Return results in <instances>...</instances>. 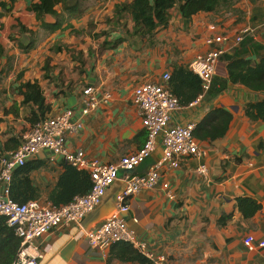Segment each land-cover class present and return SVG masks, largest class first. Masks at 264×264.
Masks as SVG:
<instances>
[{"label":"crops","instance_id":"crops-1","mask_svg":"<svg viewBox=\"0 0 264 264\" xmlns=\"http://www.w3.org/2000/svg\"><path fill=\"white\" fill-rule=\"evenodd\" d=\"M36 2L15 0L8 9L0 8V156L15 150L9 141L20 144L32 127L27 121L31 109L20 105L23 97L16 90L21 83L39 85L49 108L46 117L71 109L74 120L81 117L82 90L93 87L99 103L81 118L83 128L69 135L66 145L100 164H115L145 142L138 110L131 102L135 87L159 83L174 65L189 70L197 56L211 49L206 40L215 35L230 37L223 45L225 54L238 46L232 47L233 39L242 32L261 45L264 53V0H238L232 12L198 13L189 19L173 8L168 26L155 31L152 44L127 37L133 26L128 15L116 26L110 23L114 6L133 0H84L82 15L52 33L29 10ZM55 9L60 12V6ZM42 21L52 25L55 20L45 16ZM19 26L37 38L35 48L27 53L22 49L28 40L19 34ZM225 81L226 63L221 58L210 85L212 92ZM212 92L182 107L170 124L197 127L210 112L225 110L231 114L225 136L215 141L195 137L200 155L181 161L177 169L161 170L169 190L158 186L129 197V210L122 218L145 251L163 256L164 264H264V249L250 252L243 246L246 236L255 241L264 238V124L244 115L245 105L261 100L264 93L229 83L218 94ZM104 93L109 100L101 99ZM14 104L19 107L18 117L7 113ZM160 157L158 144L133 174H145ZM32 161L41 164L31 179L39 188V200L47 201L64 162L50 159L47 151ZM200 166L205 167V176L198 173ZM122 188L116 181L106 191L95 211L101 218L94 221L89 215L80 225L71 224L38 239L40 264H139L118 258L120 244L101 253L85 237L86 230L106 218ZM240 200L253 205L239 206Z\"/></svg>","mask_w":264,"mask_h":264},{"label":"built area","instance_id":"built-area-1","mask_svg":"<svg viewBox=\"0 0 264 264\" xmlns=\"http://www.w3.org/2000/svg\"><path fill=\"white\" fill-rule=\"evenodd\" d=\"M244 34L242 32L234 37L233 48L242 42ZM229 38L221 34L207 39L206 43L211 49L197 56L189 64V71L200 79L202 93L187 106L196 104L209 90L220 59L225 54L223 45L229 42ZM169 80L170 74L165 73L159 83L147 82L134 88L131 102L138 110L146 138L136 153L120 158L115 164H100L96 160L88 159L82 150L72 151L66 145L67 137L83 128L81 118L99 103L97 91L90 86L82 90L79 119H73L75 117L71 109L45 117L32 125L15 150L0 156V217L5 219L6 226L13 231L14 236L20 239L16 257L8 264H40L41 254L35 242L55 230L71 224L80 225L81 221L101 204L106 191L116 181H119L123 188L115 197L114 210L100 225L85 231L88 244L101 253H105L114 245L127 244L152 260L153 264L165 263L163 256L155 257L145 251L144 245L136 240L122 216L129 210V197L158 186L165 191L169 190V184L162 181L161 170L164 167L177 169L181 161L201 154L194 137V123L170 124L172 115L184 106L180 105L177 97L171 92ZM101 96L103 101L110 98L108 93ZM158 144L161 146L159 161L145 174H133ZM41 151H47L52 160L59 158L76 170L87 172L91 180L89 192L58 207L48 201L31 200L18 204L11 200L9 186L14 170L32 161ZM198 173L205 176V167L200 166ZM167 197L174 199L169 192ZM243 246L250 252L264 249V238L255 241L253 237L246 236Z\"/></svg>","mask_w":264,"mask_h":264},{"label":"trees","instance_id":"trees-1","mask_svg":"<svg viewBox=\"0 0 264 264\" xmlns=\"http://www.w3.org/2000/svg\"><path fill=\"white\" fill-rule=\"evenodd\" d=\"M84 0H38L29 6V10L35 14L41 27L50 33L61 28L64 22L78 19L83 13ZM238 0H133L132 3H120L114 6V17L110 22L116 26L125 16H129L132 22L131 31L127 37L131 40H146L152 44L155 31L166 28L170 21V10L176 8L183 18L189 19L198 13L232 12L234 4ZM15 0L8 3H0L2 10L8 9ZM60 6V12L56 7ZM51 16L55 21L52 25L45 24L42 19ZM19 34L27 38V44L22 49L25 53L35 48L37 38L35 33L19 26ZM263 47L253 39L244 37L242 42L233 49L232 53L222 56L226 63L227 81L220 82V88L212 92L210 86L206 94L212 92L216 95L226 88V84L240 85L255 93H264V53ZM169 88L177 97L181 106H187L193 102L201 93L200 79L188 69L174 65L170 74ZM23 97L22 106H28L27 121L34 125L47 116L49 108L45 105L41 88L37 83H21L16 89ZM36 107V110H33ZM15 117L19 116L18 105H13L7 112ZM244 115L250 121H261L264 124V97L256 102H250L244 107ZM231 114L225 110L210 112L197 125L194 137L200 140L215 141L225 136ZM12 147L19 145L18 141H9ZM41 164L33 161L26 162L18 167L12 174L9 186V197L18 204H24L31 200L40 199L39 188L31 179V174L40 169ZM91 180L85 171H78L64 163L63 172L59 175L55 186L48 192L47 201L53 206L66 205L74 197L83 196L89 192ZM243 203L252 204L249 200H240ZM253 205V204H252ZM256 207V206H253ZM20 245V239L14 236L13 231L5 224V219L0 217V264H8L16 257ZM118 258L122 261H132L139 264H153L147 258L139 254L130 245L120 244Z\"/></svg>","mask_w":264,"mask_h":264},{"label":"water","instance_id":"water-1","mask_svg":"<svg viewBox=\"0 0 264 264\" xmlns=\"http://www.w3.org/2000/svg\"><path fill=\"white\" fill-rule=\"evenodd\" d=\"M116 196V195H115ZM113 201H114V205H113V207H112V209L108 212V215L114 210V207H115V197L113 198ZM99 207V206H98ZM97 209L98 208H96L93 212H91L90 214H88L86 217H88L89 215H91V216H94L93 217V219H94V221L96 220V218H101L102 216L101 215H98V213H96L95 211H97ZM107 215V216H108ZM106 216V217H107ZM86 217L83 219V221L86 219Z\"/></svg>","mask_w":264,"mask_h":264}]
</instances>
